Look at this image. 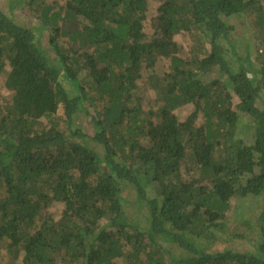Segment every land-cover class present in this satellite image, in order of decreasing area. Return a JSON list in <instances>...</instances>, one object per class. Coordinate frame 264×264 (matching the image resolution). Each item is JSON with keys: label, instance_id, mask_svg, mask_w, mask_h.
<instances>
[{"label": "trees", "instance_id": "16d2710c", "mask_svg": "<svg viewBox=\"0 0 264 264\" xmlns=\"http://www.w3.org/2000/svg\"><path fill=\"white\" fill-rule=\"evenodd\" d=\"M5 5L0 257L264 264V0Z\"/></svg>", "mask_w": 264, "mask_h": 264}, {"label": "rangeland", "instance_id": "374dc122", "mask_svg": "<svg viewBox=\"0 0 264 264\" xmlns=\"http://www.w3.org/2000/svg\"><path fill=\"white\" fill-rule=\"evenodd\" d=\"M8 0H0V7L4 6L6 4ZM6 6V5H5ZM21 11V9H19V12ZM191 39L187 38V36L182 37L179 36L178 41L180 42L181 47L187 52L189 51V46H187V44L189 43ZM188 55H190V52H187ZM7 69L4 71V73L2 75H0V103H4L5 100H10V91L6 88L5 84H6V78H7ZM144 81V80H143ZM62 108H60V110L58 111V115L62 116ZM182 113H180L181 115ZM238 129H243V127ZM247 129H243L244 133H245V140L249 141V135H246L248 132H246ZM240 131L237 130L236 132V136H239ZM51 215L53 216V218H57L58 216H60L61 211H62V206L59 204H56L54 207H52V209L50 210ZM248 204L245 201H234L233 203H231L230 206V211L228 212V216L230 217H235L237 216L239 219H247L248 218ZM231 221L230 225L228 226V230H230V232L232 233H237V234H242L245 227L242 225V221H238V222H234L233 219H230L229 222ZM240 241H237V244H239ZM239 247V246H238ZM10 264L12 263V259L9 255L3 253L0 257V264ZM17 262L15 261V263L12 264H16ZM18 264V263H17Z\"/></svg>", "mask_w": 264, "mask_h": 264}]
</instances>
